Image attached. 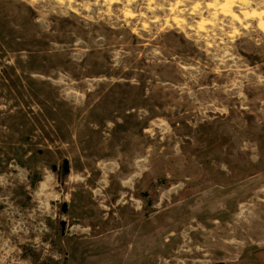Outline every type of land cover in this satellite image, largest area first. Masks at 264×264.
<instances>
[{
  "label": "rangeland",
  "instance_id": "rangeland-1",
  "mask_svg": "<svg viewBox=\"0 0 264 264\" xmlns=\"http://www.w3.org/2000/svg\"><path fill=\"white\" fill-rule=\"evenodd\" d=\"M0 264H264V0H0Z\"/></svg>",
  "mask_w": 264,
  "mask_h": 264
}]
</instances>
